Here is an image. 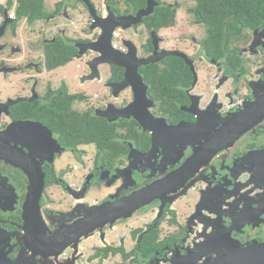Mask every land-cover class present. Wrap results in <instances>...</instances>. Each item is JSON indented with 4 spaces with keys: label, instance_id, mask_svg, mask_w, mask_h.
<instances>
[{
    "label": "flooded vegetation",
    "instance_id": "obj_1",
    "mask_svg": "<svg viewBox=\"0 0 264 264\" xmlns=\"http://www.w3.org/2000/svg\"><path fill=\"white\" fill-rule=\"evenodd\" d=\"M141 1L0 4V264H264V11Z\"/></svg>",
    "mask_w": 264,
    "mask_h": 264
},
{
    "label": "trees",
    "instance_id": "obj_2",
    "mask_svg": "<svg viewBox=\"0 0 264 264\" xmlns=\"http://www.w3.org/2000/svg\"><path fill=\"white\" fill-rule=\"evenodd\" d=\"M110 6H113L117 0H107ZM141 1V3H143ZM197 2V11L203 13L205 18L216 20L217 14L228 9L233 19H243L250 13L263 12L262 5L264 0H195ZM13 0H7L5 8L10 9ZM15 14L19 18L26 17L29 21L36 18H43L44 0H15ZM1 7V6H0Z\"/></svg>",
    "mask_w": 264,
    "mask_h": 264
},
{
    "label": "water",
    "instance_id": "obj_3",
    "mask_svg": "<svg viewBox=\"0 0 264 264\" xmlns=\"http://www.w3.org/2000/svg\"><path fill=\"white\" fill-rule=\"evenodd\" d=\"M154 5H156L155 0H147V9L146 10H141L140 12H138V14L136 16H128V17H121V18H116L117 20H132L133 22H137L140 20V18L146 14H148L150 12V10H148V8H152ZM7 13V11H5ZM110 26V25H109ZM112 29L113 27L110 29V32L107 34H105L107 40L109 41L111 38V34H112ZM104 38V36H103ZM151 190H148V192H150ZM40 192H41V186L39 189H36V187L34 185H32L29 189V194L27 197V203H26V207H27V211L29 212L30 210H32L31 207H34L35 209H38V199L40 196ZM2 194L0 193V198H1ZM101 208V207H100Z\"/></svg>",
    "mask_w": 264,
    "mask_h": 264
},
{
    "label": "rangeland",
    "instance_id": "obj_4",
    "mask_svg": "<svg viewBox=\"0 0 264 264\" xmlns=\"http://www.w3.org/2000/svg\"><path fill=\"white\" fill-rule=\"evenodd\" d=\"M14 1V3H13V5H12V10L14 11L15 10V0H13ZM52 2H53V0H51ZM6 2H7V0H0V4L1 5H4V6H6ZM96 3V2H95ZM46 5L48 4V0H46V3H45ZM97 4V6L99 7L100 6V4H101V2H99V0H98V2L96 3ZM49 5V4H48ZM47 5V6H48ZM12 12V11H11ZM24 21H25V19H21V21H20V23H24Z\"/></svg>",
    "mask_w": 264,
    "mask_h": 264
}]
</instances>
